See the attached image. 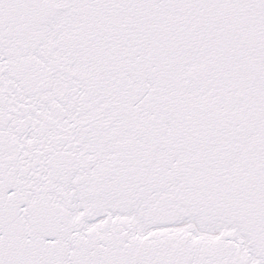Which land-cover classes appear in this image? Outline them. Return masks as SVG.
I'll return each mask as SVG.
<instances>
[{"label": "snow or ice", "instance_id": "1", "mask_svg": "<svg viewBox=\"0 0 264 264\" xmlns=\"http://www.w3.org/2000/svg\"><path fill=\"white\" fill-rule=\"evenodd\" d=\"M0 264H264V0H0Z\"/></svg>", "mask_w": 264, "mask_h": 264}]
</instances>
